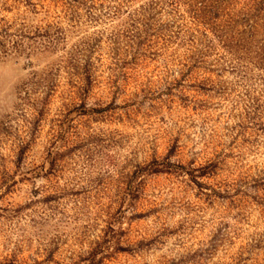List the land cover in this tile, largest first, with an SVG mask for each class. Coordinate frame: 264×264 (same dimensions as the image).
Returning a JSON list of instances; mask_svg holds the SVG:
<instances>
[{
	"label": "rangeland",
	"instance_id": "374dc122",
	"mask_svg": "<svg viewBox=\"0 0 264 264\" xmlns=\"http://www.w3.org/2000/svg\"><path fill=\"white\" fill-rule=\"evenodd\" d=\"M192 2L0 0V264H264L263 36Z\"/></svg>",
	"mask_w": 264,
	"mask_h": 264
},
{
	"label": "trees",
	"instance_id": "16d2710c",
	"mask_svg": "<svg viewBox=\"0 0 264 264\" xmlns=\"http://www.w3.org/2000/svg\"><path fill=\"white\" fill-rule=\"evenodd\" d=\"M238 1L193 0L190 5L195 8L192 18L210 29L237 62L250 58L253 50L248 44L261 34V44L254 53L259 62H264V0H244L241 8L235 6ZM237 67L232 66L235 70Z\"/></svg>",
	"mask_w": 264,
	"mask_h": 264
}]
</instances>
